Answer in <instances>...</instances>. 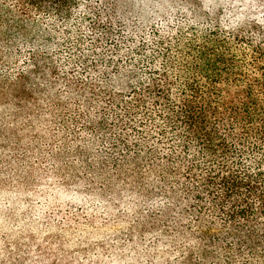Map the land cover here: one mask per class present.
<instances>
[{"label": "trees", "instance_id": "1", "mask_svg": "<svg viewBox=\"0 0 264 264\" xmlns=\"http://www.w3.org/2000/svg\"><path fill=\"white\" fill-rule=\"evenodd\" d=\"M0 71L11 115L50 88L63 150L173 218L174 264H264V0H0Z\"/></svg>", "mask_w": 264, "mask_h": 264}, {"label": "rangeland", "instance_id": "2", "mask_svg": "<svg viewBox=\"0 0 264 264\" xmlns=\"http://www.w3.org/2000/svg\"><path fill=\"white\" fill-rule=\"evenodd\" d=\"M10 108L0 98V264H174L180 258L171 216L143 221L131 194L102 185L95 163L63 150L70 140L59 128L50 130V88L37 95L36 116H26L27 108L14 117ZM186 226L195 229L190 221Z\"/></svg>", "mask_w": 264, "mask_h": 264}]
</instances>
